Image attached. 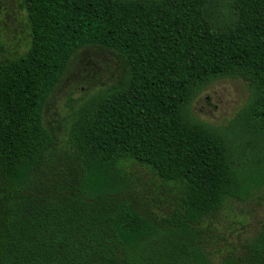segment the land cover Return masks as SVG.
Segmentation results:
<instances>
[{
  "label": "trees",
  "instance_id": "trees-1",
  "mask_svg": "<svg viewBox=\"0 0 264 264\" xmlns=\"http://www.w3.org/2000/svg\"><path fill=\"white\" fill-rule=\"evenodd\" d=\"M22 3L30 47L0 58V264H215L206 220L264 188V0ZM87 46L120 54L129 74L76 111L77 167L58 169L43 113ZM220 80L249 92L224 126L193 112ZM127 162L178 189V206L153 208ZM219 264H264V222Z\"/></svg>",
  "mask_w": 264,
  "mask_h": 264
},
{
  "label": "rangeland",
  "instance_id": "rangeland-1",
  "mask_svg": "<svg viewBox=\"0 0 264 264\" xmlns=\"http://www.w3.org/2000/svg\"><path fill=\"white\" fill-rule=\"evenodd\" d=\"M28 14L22 0H0V58L13 59L30 47ZM129 69L117 52L100 46L80 49L50 96L43 123L53 136L50 163L58 169L77 167L69 142V127L76 111L98 93L122 84ZM249 96L246 83L220 80L205 89L194 101L197 118L216 126L226 125L243 108ZM80 162V161H79ZM127 178L151 205L170 213L178 206V189L169 188L150 170L135 163L124 165ZM203 238L215 264L229 253H239L260 231L264 222V188L247 202L232 200L218 216L207 219Z\"/></svg>",
  "mask_w": 264,
  "mask_h": 264
}]
</instances>
